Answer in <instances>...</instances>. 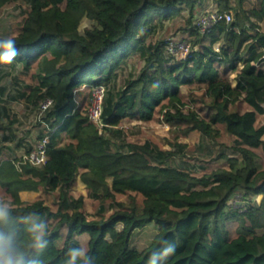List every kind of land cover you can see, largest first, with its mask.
<instances>
[{
    "label": "trees",
    "instance_id": "trees-1",
    "mask_svg": "<svg viewBox=\"0 0 264 264\" xmlns=\"http://www.w3.org/2000/svg\"><path fill=\"white\" fill-rule=\"evenodd\" d=\"M9 1L0 0V10ZM245 1L215 0L219 11L234 9L236 18L201 33L194 17L202 0H30V12L11 37L19 52L13 62L27 73L36 65L35 83L17 76L24 84L11 100L39 109L47 98L54 103L42 117L37 137H48L47 163L24 164L20 171L16 159L0 161V186L11 204L7 227L22 246L24 264L35 258L43 264H65L67 251L82 246L77 236L87 233V250L95 264H147L162 240L177 245L167 264H264V0H257L259 7L253 8H246ZM184 10L190 15L186 29L195 36L188 58L166 54L165 42L146 43L142 26L154 17L164 21ZM84 16L93 25L81 32ZM196 45L200 47L195 50ZM130 50L145 64L117 89L113 72ZM3 78L0 64V122L3 117L15 122ZM195 82L206 85L209 105L203 116L183 110L181 87ZM84 85H109L103 133L89 118L85 98H76ZM157 111L178 135L199 130L218 137L223 126L242 158L228 157V167L198 174L171 164L179 152L165 150L151 139L125 141L114 148L124 119L149 121ZM79 177L87 196L72 194ZM41 188L58 192L56 209L41 197L26 201L20 196ZM121 195L128 200L119 199ZM258 195H263L262 201L254 202ZM87 198L99 205L94 218L84 211ZM233 198L244 201L243 207L231 203ZM107 204L112 207L108 215ZM152 221L158 233L151 243L142 250L133 247L135 229ZM37 222L47 225L48 246L43 251L28 247L27 228Z\"/></svg>",
    "mask_w": 264,
    "mask_h": 264
},
{
    "label": "rangeland",
    "instance_id": "rangeland-1",
    "mask_svg": "<svg viewBox=\"0 0 264 264\" xmlns=\"http://www.w3.org/2000/svg\"><path fill=\"white\" fill-rule=\"evenodd\" d=\"M258 4L257 0H246L244 6L246 8H253ZM217 9L215 0H202V3L197 5L196 18L199 14L206 10ZM31 10L30 0H11L0 10V35L3 37H11L18 33L20 30L21 22L25 19L27 14ZM236 18V11L231 10ZM189 12L184 10L175 14L173 17L160 21L158 17H154L147 25L142 26L141 34H146L145 41L147 44H157L161 42H167L170 38H175L181 41H187L190 44L189 53L193 51L192 40L195 36H191L186 29L189 26ZM194 17L195 21L196 18ZM193 19V22H194ZM93 22L88 17L84 16L81 22V32L86 27L92 26ZM264 28V23H263ZM200 46L196 45L195 50ZM214 48L219 49V44L215 43ZM166 49V45H165ZM168 54V52H165ZM125 54V53H124ZM175 59H182L188 57L187 54L178 53L173 55ZM118 67L113 72L116 74L114 84L116 88H122L126 81L135 77L143 69L145 60L140 54L130 50L129 54L124 59L118 60ZM36 65L32 67L29 73L24 70L22 64L13 62L10 65L3 64L4 78L2 84L8 87L7 105L12 109V114L16 116L17 121L10 122L9 118L3 117L0 122V158H14L18 160L22 158V155L27 153V148L38 140V135L41 131L40 121L44 114H41V110L32 105L28 106L23 102L11 100V94H13L22 83L16 81L17 76L24 78L26 82L35 83L32 73L36 70ZM38 73V70H37ZM234 75V74H233ZM233 78V76H232ZM109 87V85H108ZM107 87V88H108ZM182 92L185 93L186 105L183 110L188 113L191 109L198 111L202 116L208 110L209 99L205 96L206 85L203 83H194L190 86L183 85L181 87ZM76 98L82 101L86 100L85 108L88 110L92 100V89L83 86L82 91L76 92ZM236 106L232 107L233 109ZM240 105L238 106V108ZM204 108V110L202 109ZM240 109L244 110V106ZM263 117L261 122H263ZM264 123V122H263ZM220 136L207 137L199 130H192L184 135H178L175 127L165 121L164 113L158 112L153 119L149 121H143L139 119H124L119 126V135L114 138V148H118L117 145L122 144L125 141L145 142L148 139L154 140L165 150H173L179 152L174 155L170 160V163L179 167H187L195 170L198 174L211 173L213 170L221 167H228V157L237 156L242 158L241 154H238L232 148L234 137L230 136L224 131L223 126H219ZM7 137L8 139H6ZM28 138V139H25ZM24 142V143H20ZM29 146H28V145ZM184 146L182 150H179L178 145ZM259 154L258 161L263 162L262 149L257 150ZM224 154L225 156H223ZM74 197H79L81 194L88 195V189L86 184L79 177L73 190ZM43 198L47 204L51 205L53 209L57 208L58 192H48L44 188L39 191H28L24 193L26 201H33L36 198ZM0 199H9V195L4 188L0 186ZM119 199L127 201L128 197L119 196ZM263 195H258L252 198L255 202H261ZM235 206L243 207L244 201L238 198V201L231 199L230 201ZM106 215L112 212V207L107 204L104 209ZM84 211L89 215V218H94L99 211V205L92 198L86 199ZM235 225H232L234 228ZM117 229H122V223L117 224ZM158 233V224L156 221L148 223L142 228H137L133 232L131 245L137 249H144L147 247L155 235ZM83 247L88 248V233L84 235H78ZM61 241V240H60ZM63 240L60 242L62 245Z\"/></svg>",
    "mask_w": 264,
    "mask_h": 264
},
{
    "label": "clouds",
    "instance_id": "clouds-1",
    "mask_svg": "<svg viewBox=\"0 0 264 264\" xmlns=\"http://www.w3.org/2000/svg\"><path fill=\"white\" fill-rule=\"evenodd\" d=\"M19 55L16 41L12 37L0 39V64L10 65ZM20 159V158H19ZM18 159V160H19ZM17 161V160H16ZM11 204L5 199H0V264H24L25 253L17 241L16 233L8 229ZM28 247L43 251L48 246L47 225L44 223H32L27 228ZM163 245L159 250L153 251L147 260V264H167L169 257L176 252L177 245L168 240H162ZM65 264H95V259L88 250L83 247H72L66 253ZM30 264H43V261L35 258Z\"/></svg>",
    "mask_w": 264,
    "mask_h": 264
},
{
    "label": "built area",
    "instance_id": "built-area-1",
    "mask_svg": "<svg viewBox=\"0 0 264 264\" xmlns=\"http://www.w3.org/2000/svg\"><path fill=\"white\" fill-rule=\"evenodd\" d=\"M235 16L232 11L221 12L218 9L206 10L199 14L196 18V25L201 33L210 31L215 24L220 21H226L228 23L233 22ZM166 51L169 54L176 55L178 53H184L190 56L189 49L190 44L187 41H181L175 38H170L166 42ZM188 58V57H186ZM107 93V87L105 85H99L92 89V100L88 108V115L92 122L96 124L100 133H103L105 123L103 119V108L105 97ZM54 101L52 98L45 99L40 106L41 114H44L52 105ZM264 107V103H263ZM48 137H44L34 144L30 152L22 155V158L15 161L17 168L22 171L24 164H30L34 166H43L48 160Z\"/></svg>",
    "mask_w": 264,
    "mask_h": 264
},
{
    "label": "crops",
    "instance_id": "crops-1",
    "mask_svg": "<svg viewBox=\"0 0 264 264\" xmlns=\"http://www.w3.org/2000/svg\"><path fill=\"white\" fill-rule=\"evenodd\" d=\"M255 7H259V3ZM262 26H263V22H262ZM232 76H233V78H232L233 85H236V79H235L236 74L234 73V75L232 74ZM263 119H264V116H263ZM263 122H264V120H263ZM2 160H3V158L2 159L0 158V161H2ZM26 192H28V191H22V192H20V196H21V198L23 200H26V198H24V193H26Z\"/></svg>",
    "mask_w": 264,
    "mask_h": 264
}]
</instances>
